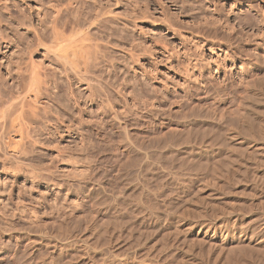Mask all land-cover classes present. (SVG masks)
<instances>
[{"label": "rangeland", "instance_id": "obj_1", "mask_svg": "<svg viewBox=\"0 0 264 264\" xmlns=\"http://www.w3.org/2000/svg\"><path fill=\"white\" fill-rule=\"evenodd\" d=\"M28 49L49 90L0 149V264H264V0H0V84Z\"/></svg>", "mask_w": 264, "mask_h": 264}, {"label": "bare ground", "instance_id": "obj_2", "mask_svg": "<svg viewBox=\"0 0 264 264\" xmlns=\"http://www.w3.org/2000/svg\"><path fill=\"white\" fill-rule=\"evenodd\" d=\"M58 19L60 20L61 18H58ZM58 19H55V18L53 19V22L51 23V28H50L51 34L53 35V36L52 35L51 36L53 37V40H54V41H51V44L53 42L54 46L49 47L50 48L49 50H52V51H50L52 53L51 56L53 55L52 56V57H54L53 59H55L56 62L60 63L61 67L64 69L65 72H67V70H68L71 74L74 75V77L82 76L81 74H83V73L86 74V72H84V71H86V69L88 67L87 66L88 62L86 63V61H84V59L87 60V58H89L88 55H87L88 57H86V54H88V52L90 51L91 46H90V44L85 43V41L88 40L86 36L81 35L80 37H82V38H79V35H80L79 33H78L79 35H77L78 37L76 36L77 37L76 39L74 38L75 36H73V38L70 37L72 40L70 38L66 39L68 37H63L62 36L63 33L59 32V30H57L60 28V27L57 28V26H60V25H58V23H60V22H58ZM65 24H66V22L64 23V25ZM35 32H38V31H35ZM38 33H35L36 36ZM41 40H42V38H40V36H37L36 47L38 45L41 46L44 44V42ZM71 42H72V45H71ZM7 47H8V45L6 44L4 46V49ZM33 50L34 49H32V50L28 49V51H29L28 52L29 53L28 62L27 63L26 62L23 63L24 61L22 62L24 64L23 68H22V65H21V67L19 66L20 64L18 66L15 65L17 68L16 72L18 75H20L21 84H18L19 82L17 81L18 82L17 83L15 79H14L15 83H12V85H10V86L9 85L6 86L7 84H5V85L0 84V149H2L3 147L8 148L9 146L13 147V145H14V147L12 148L13 150L16 146L18 147L20 145V147H22L23 145H21V144L24 140L32 139L31 134H32L34 127H35V124H33V123L37 122L36 118H38L41 115V113L43 115V112H40L37 105L40 106L41 98H45V97H42L43 94L44 93L47 94L46 92L49 89H47V86L46 87L43 86V84H42L43 82H41V81H43L44 78L41 76V74H42L40 72L41 70L38 68V65H35V63L32 61L31 56H32ZM89 54H90V52H89ZM84 57H86V58H84ZM82 59H83V61H82ZM79 63H82L81 67L78 66V65H80ZM16 64H18V62ZM23 71H24V74L27 73V74H25L27 77L26 80H24L25 78L22 77L24 75ZM42 78H43V80H42ZM84 79H86V78H84ZM48 93H49V96H51L52 93L50 91ZM53 94H54V92H53ZM44 105H47V104H44ZM43 107L47 108V106H42V109H44ZM40 108H41V106H40ZM39 112H40V114H39ZM41 117H39V118L41 119ZM32 121H34V122L32 123ZM38 121H39V119H38ZM246 122H248V121H246ZM237 123H238L237 120H232L229 124H234L236 127ZM10 133L13 135L12 136L13 138L11 139V141L9 138V141H8L7 136ZM236 137H237V134H235L234 136L233 135L231 136L232 139H234ZM15 138H16V140H15ZM245 138H243V137L236 138V143L242 144L243 140L246 141ZM24 142L26 143V141H24ZM252 143H250V144H252ZM250 144L248 146H250ZM20 149H22V148H20ZM15 152H17V149ZM263 154H264V152H263ZM5 155H7V154H5ZM242 232H243V230H241L239 233L241 234ZM239 233H237V234H239Z\"/></svg>", "mask_w": 264, "mask_h": 264}]
</instances>
